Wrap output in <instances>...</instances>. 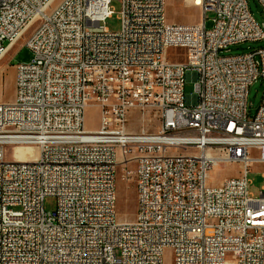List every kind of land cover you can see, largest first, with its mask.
Segmentation results:
<instances>
[{"label": "built area", "instance_id": "2783aa9c", "mask_svg": "<svg viewBox=\"0 0 264 264\" xmlns=\"http://www.w3.org/2000/svg\"><path fill=\"white\" fill-rule=\"evenodd\" d=\"M119 1L110 31L112 0H0V60L16 31H30L32 53L0 102V264H165L167 248L170 264H264V188L253 197L247 179L264 164V89L252 117L247 101L264 47L220 55L263 40L262 25L247 0H201L194 24L169 22L166 0ZM131 109L154 113L157 130H129ZM7 146L35 159L8 160ZM218 163L240 174L212 184ZM119 167L135 185L131 221L117 215Z\"/></svg>", "mask_w": 264, "mask_h": 264}, {"label": "rangeland", "instance_id": "374dc122", "mask_svg": "<svg viewBox=\"0 0 264 264\" xmlns=\"http://www.w3.org/2000/svg\"><path fill=\"white\" fill-rule=\"evenodd\" d=\"M250 13L254 20L262 25L264 30V14L257 0H247ZM166 16L171 23L194 24L198 23L202 17V11L199 6H194L191 0H166ZM198 4V3H197ZM111 6L113 14L105 21L106 27L110 31H118L121 26L119 18L120 1L112 0ZM211 9L205 13L207 18L212 17ZM207 27L210 21H207ZM264 47V39L260 41H245L239 44L231 45L220 55H234L246 53ZM32 53L29 47L21 39L13 44L4 58L0 61V102H11L15 96V74L16 67L20 62L30 60ZM181 59V57H179ZM264 89V78L258 77L248 89V115L253 116L261 103ZM194 93V78L186 75L184 82V95L188 96ZM98 109L90 105L85 112V126L88 129L98 127ZM127 125L131 131H139L143 126L146 131L154 132L159 126V120L154 113L146 112L145 116L141 115L139 109H131L127 115ZM32 146H7L4 149V156L8 160H17L34 152ZM252 155H256L252 151ZM241 166L238 163H218L210 170V182L218 184L222 179L237 176L240 174ZM122 170L119 167L116 181V207L119 220L131 221L134 218L136 209V191L134 181L122 179ZM264 164L254 163L250 165L247 179L249 181V192L253 197L259 196V192L264 188ZM264 192V190H263ZM43 206L45 211H53L56 207V199L53 196L44 198ZM164 263L170 264L173 259V252L170 248L165 249Z\"/></svg>", "mask_w": 264, "mask_h": 264}, {"label": "bare ground", "instance_id": "6f19581e", "mask_svg": "<svg viewBox=\"0 0 264 264\" xmlns=\"http://www.w3.org/2000/svg\"><path fill=\"white\" fill-rule=\"evenodd\" d=\"M191 3L194 5H198L201 3V0H191ZM41 13L43 15H55L56 13L55 1H45L44 4L41 6ZM21 39H23L25 45L29 47V45L31 44L30 31H16V34L14 37V44ZM88 130L92 131L93 129H88ZM33 159H35V150L33 153H30L28 155L26 154L25 157L18 159V160H33Z\"/></svg>", "mask_w": 264, "mask_h": 264}]
</instances>
